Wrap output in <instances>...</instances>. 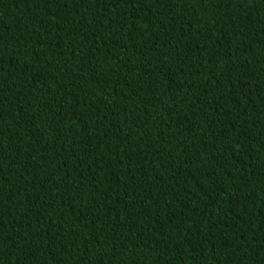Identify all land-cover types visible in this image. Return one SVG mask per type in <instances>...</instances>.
I'll return each mask as SVG.
<instances>
[{"label":"trees","instance_id":"1","mask_svg":"<svg viewBox=\"0 0 264 264\" xmlns=\"http://www.w3.org/2000/svg\"><path fill=\"white\" fill-rule=\"evenodd\" d=\"M0 264H264V0H0Z\"/></svg>","mask_w":264,"mask_h":264}]
</instances>
